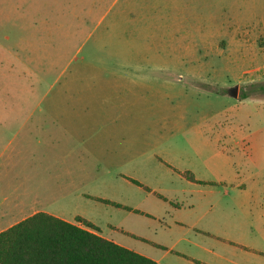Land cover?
<instances>
[{"label": "rangeland", "instance_id": "1", "mask_svg": "<svg viewBox=\"0 0 264 264\" xmlns=\"http://www.w3.org/2000/svg\"><path fill=\"white\" fill-rule=\"evenodd\" d=\"M8 159L46 197L52 179L145 211L194 195L181 242L79 202L107 234L173 246L112 235L161 264H264V0H0V169Z\"/></svg>", "mask_w": 264, "mask_h": 264}, {"label": "crops", "instance_id": "2", "mask_svg": "<svg viewBox=\"0 0 264 264\" xmlns=\"http://www.w3.org/2000/svg\"><path fill=\"white\" fill-rule=\"evenodd\" d=\"M126 180L131 185L142 188L148 193L150 192L154 195L157 193L153 192L149 187L137 180L130 178ZM179 180H186L188 183L190 182L200 185L205 183V180L202 179H195V182H191L188 179ZM81 181H86V179ZM222 182V179H215L214 181L207 183L223 184ZM44 183L45 180L41 181L40 179H30L27 171L24 174V168L21 172V178L14 179L12 174V160H6L4 167L0 169V235L26 221L27 219L37 214L43 213L75 225L79 228L93 232L100 237L112 241L113 243L124 248L127 246L122 244V239L120 241L116 238H113L112 236L116 233V231L125 235L130 234L131 236H135L137 238L139 237V239L142 238V240L145 239V241H148L150 246L153 248L163 247L167 249L165 253H169L172 252L173 246L168 249L166 244L167 242L165 243L163 240L151 241L147 238H144L143 236H140L139 234H135V232H132L131 230L121 229L118 226H113L111 224L106 225L109 233L107 234L103 232L99 224L96 222L97 220L91 216V213L88 211V209L86 207H80L81 200L85 201L91 199L101 204L105 203L98 200L109 201L113 204L119 205L120 207H116L112 204L105 205L112 206L131 215L149 218V220L157 226L156 228H153L154 231H162L164 233L162 236L163 239L167 238V234L170 235V233L173 234V237L174 235H179L180 237L176 242L184 241L185 238L182 236V231L184 230V227L188 225V218L192 219L194 217H199L203 209L202 202L196 203L197 199L194 197V195L187 194L183 196L181 204H175V206H172V198L167 195L163 196L162 194H158L156 197H158L161 202H164L162 204L166 203V207L153 211H145L139 207L140 204H138L139 202L135 198L129 199L128 202L121 200L115 201L108 198L94 197L82 192L76 179H52V187L49 189L52 190V194L50 197H46L44 194L42 195L40 193L41 190L46 189V184L44 185ZM78 218H81L94 225L97 228V231L85 227L82 222L77 221ZM133 225L139 228L142 226L140 223H135ZM195 226L196 224L193 223L191 228ZM145 227L147 229L150 228L148 226ZM131 251H134L157 262L158 264H161V260L151 256L146 252H137V250Z\"/></svg>", "mask_w": 264, "mask_h": 264}, {"label": "trees", "instance_id": "3", "mask_svg": "<svg viewBox=\"0 0 264 264\" xmlns=\"http://www.w3.org/2000/svg\"><path fill=\"white\" fill-rule=\"evenodd\" d=\"M188 180L195 182L192 176ZM77 221L97 231L91 223L81 218ZM0 264L158 263L93 232L41 213L0 235Z\"/></svg>", "mask_w": 264, "mask_h": 264}, {"label": "water", "instance_id": "4", "mask_svg": "<svg viewBox=\"0 0 264 264\" xmlns=\"http://www.w3.org/2000/svg\"><path fill=\"white\" fill-rule=\"evenodd\" d=\"M237 91H238V88L235 87V88L232 90L231 96L236 98V97H237Z\"/></svg>", "mask_w": 264, "mask_h": 264}]
</instances>
